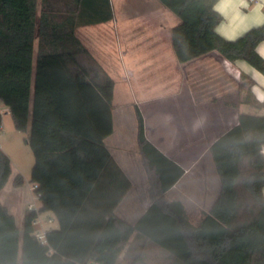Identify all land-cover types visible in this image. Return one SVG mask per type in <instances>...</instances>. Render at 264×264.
<instances>
[{
  "label": "trees",
  "instance_id": "16d2710c",
  "mask_svg": "<svg viewBox=\"0 0 264 264\" xmlns=\"http://www.w3.org/2000/svg\"><path fill=\"white\" fill-rule=\"evenodd\" d=\"M160 1L181 19L172 29L179 62L218 50L264 74V58L256 51L264 24L228 40L215 30L223 19L214 8L217 0ZM111 16L109 0H0V101L15 128L28 131L34 154L30 180L41 200L19 227L0 199V264H150L148 240L168 251V264H264V115L241 113L211 144L220 193L193 224L182 201L165 196L184 170L148 140L136 107L152 202L135 224L115 213L131 181L45 61L67 55L111 103L114 79L75 34L83 22ZM244 100L255 102L250 92ZM11 173V159L0 145V192ZM23 182L18 173L15 186ZM43 211L58 222L47 230L45 243L33 233ZM135 231L144 242L126 248Z\"/></svg>",
  "mask_w": 264,
  "mask_h": 264
},
{
  "label": "crops",
  "instance_id": "0c3cea01",
  "mask_svg": "<svg viewBox=\"0 0 264 264\" xmlns=\"http://www.w3.org/2000/svg\"><path fill=\"white\" fill-rule=\"evenodd\" d=\"M109 2L112 16L108 20L83 22L75 34L114 79L111 103L67 55L48 56L45 61L131 181L115 213L135 224L152 202L138 142V107L148 140L184 170L165 196L182 201L190 221L198 224L221 187L210 146L238 122L241 113L264 115V74L245 60L227 59L218 50L181 63L172 43V29L181 19L160 0ZM214 8L223 16L215 30L228 40L264 24V0H217ZM256 51L264 58V38ZM248 92L254 103L245 102ZM20 187L14 181L10 185L9 178L0 192L19 227L33 198L32 192L15 200L9 197L19 195ZM143 242L135 231L126 248ZM144 243L147 260L156 252L168 264L169 254L153 241Z\"/></svg>",
  "mask_w": 264,
  "mask_h": 264
},
{
  "label": "rangeland",
  "instance_id": "374dc122",
  "mask_svg": "<svg viewBox=\"0 0 264 264\" xmlns=\"http://www.w3.org/2000/svg\"><path fill=\"white\" fill-rule=\"evenodd\" d=\"M37 47V41L35 42V48ZM6 106L0 101V111L2 114V122L0 126V144L2 149L7 153L11 159L12 173L10 176V185L13 183L15 176L20 173L23 176V184L20 187L19 195L10 193L9 197H13V200L19 199L25 196V194L30 195L32 192L33 196L35 191L30 190L33 186V182L30 180L31 169L34 164V154L26 142V137L28 136V131L18 130L14 126L13 118L9 111L5 110ZM30 197V196H29ZM37 205L40 204L39 199H35ZM47 216H52L53 222L49 226H57V220L51 211H43L42 218L46 219ZM53 228V227H52ZM157 246L163 252L168 253L167 250L163 249L158 244L152 243ZM156 252H153L148 261L151 264H156L152 260L160 261L157 264H163V259L159 258Z\"/></svg>",
  "mask_w": 264,
  "mask_h": 264
},
{
  "label": "built area",
  "instance_id": "2783aa9c",
  "mask_svg": "<svg viewBox=\"0 0 264 264\" xmlns=\"http://www.w3.org/2000/svg\"><path fill=\"white\" fill-rule=\"evenodd\" d=\"M262 153L264 155V145L262 148ZM37 184H34L32 186V190L35 191V195L33 196L32 200L27 205V210L33 211L39 210V205L35 203V199H40V193L36 191ZM53 221V218L51 216H47L46 219H43L41 216V213L38 212L37 217L33 221V227H34V235L35 237L41 242L45 243L47 241L46 239V232L48 229H51L52 227L49 226V224Z\"/></svg>",
  "mask_w": 264,
  "mask_h": 264
}]
</instances>
